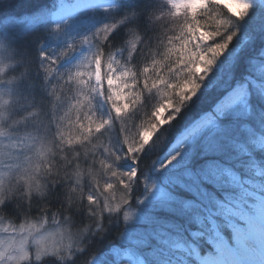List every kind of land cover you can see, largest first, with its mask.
<instances>
[{
    "label": "snow or ice",
    "instance_id": "snow-or-ice-1",
    "mask_svg": "<svg viewBox=\"0 0 264 264\" xmlns=\"http://www.w3.org/2000/svg\"><path fill=\"white\" fill-rule=\"evenodd\" d=\"M0 264H264V0H0Z\"/></svg>",
    "mask_w": 264,
    "mask_h": 264
},
{
    "label": "trees",
    "instance_id": "trees-1",
    "mask_svg": "<svg viewBox=\"0 0 264 264\" xmlns=\"http://www.w3.org/2000/svg\"><path fill=\"white\" fill-rule=\"evenodd\" d=\"M23 3L25 4H29V3H36L38 2V0H22ZM18 12H24L27 11V8L25 9H17Z\"/></svg>",
    "mask_w": 264,
    "mask_h": 264
}]
</instances>
